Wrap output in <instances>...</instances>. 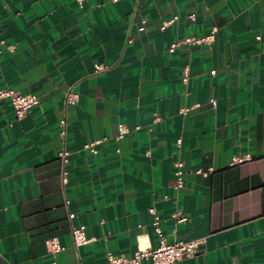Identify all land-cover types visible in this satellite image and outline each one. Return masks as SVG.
Masks as SVG:
<instances>
[{
	"label": "crops",
	"instance_id": "1",
	"mask_svg": "<svg viewBox=\"0 0 264 264\" xmlns=\"http://www.w3.org/2000/svg\"><path fill=\"white\" fill-rule=\"evenodd\" d=\"M213 27L211 46L170 51ZM2 40L0 88L40 102L18 118L0 100V264H109L157 247L151 208L168 242L205 238L171 264H264V0H0ZM79 226L91 241L77 247Z\"/></svg>",
	"mask_w": 264,
	"mask_h": 264
},
{
	"label": "built area",
	"instance_id": "2",
	"mask_svg": "<svg viewBox=\"0 0 264 264\" xmlns=\"http://www.w3.org/2000/svg\"><path fill=\"white\" fill-rule=\"evenodd\" d=\"M80 6H83L84 0H77ZM192 20L196 19V15H190ZM177 17H174L170 20H166L163 22L161 28L166 29L170 24L175 22ZM218 32V27H213L210 32L204 35H192L185 37L182 41L176 42L172 44L170 51H174L175 48L182 44H191V45H200L207 44L211 46L216 38V34ZM1 44H5V41H1ZM14 48V46H9ZM108 68V65L103 63L95 64V71L100 72L104 71ZM215 72L214 70L212 71ZM188 78V69L185 74L184 80L186 81ZM9 99L13 107L15 109L16 115L18 118L23 117L27 112L30 111L31 108L39 104V97L33 93H25L22 91H18L13 88H0V100ZM80 99V94L74 90H71L67 93L65 103L67 105H76ZM212 104L215 107L217 105L216 100H212ZM68 130V122L67 117L64 115L59 119V136L63 142V147L59 152V158L63 164V170L61 173V178L63 183L67 182V169L66 165L70 161L71 151L67 144V131ZM129 132V128L126 124H119V133L117 138L123 137L126 133ZM102 139H96L90 141L84 145L86 149H89L93 152H96L99 149V146L102 143ZM178 143H181V139L178 140ZM246 160L244 157L235 156L233 158L232 164L240 163ZM176 166V181L174 183V188L179 190L183 187V162L177 161L175 163ZM214 171L211 167L207 170L198 169V172L203 175H208L210 172ZM151 211L155 213V218L153 221V225L155 227V231L159 236V244L157 247L145 246L139 247V249L130 257L125 255L117 256L112 252H108V262L109 264H171L181 259L193 257L198 252V246L202 243L205 238L195 239L191 241L184 240H176L174 242H168L162 227H161V218L158 214H156L155 209L151 208ZM73 216V215H71ZM174 216L178 221H186L188 218L184 216L181 210H177L174 213ZM72 235L74 244L79 247L81 245H85L91 241V238L88 237L86 233L85 226L74 227L72 229ZM47 244L51 253H59L65 250V247L60 243L58 237H51L47 240ZM53 264H59L56 260L53 261Z\"/></svg>",
	"mask_w": 264,
	"mask_h": 264
}]
</instances>
